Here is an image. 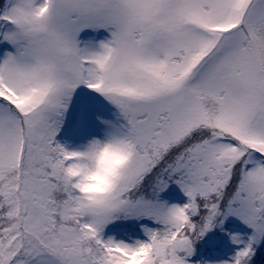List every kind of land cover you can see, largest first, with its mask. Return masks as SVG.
<instances>
[{"label": "snow or ice", "instance_id": "1", "mask_svg": "<svg viewBox=\"0 0 264 264\" xmlns=\"http://www.w3.org/2000/svg\"><path fill=\"white\" fill-rule=\"evenodd\" d=\"M0 264H264V0H0Z\"/></svg>", "mask_w": 264, "mask_h": 264}]
</instances>
